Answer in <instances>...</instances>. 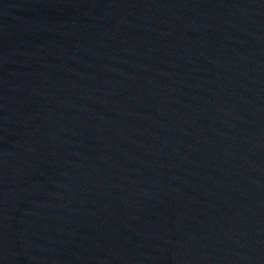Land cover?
Returning a JSON list of instances; mask_svg holds the SVG:
<instances>
[{
  "label": "water",
  "instance_id": "1",
  "mask_svg": "<svg viewBox=\"0 0 264 264\" xmlns=\"http://www.w3.org/2000/svg\"><path fill=\"white\" fill-rule=\"evenodd\" d=\"M0 264H264V0H0Z\"/></svg>",
  "mask_w": 264,
  "mask_h": 264
}]
</instances>
